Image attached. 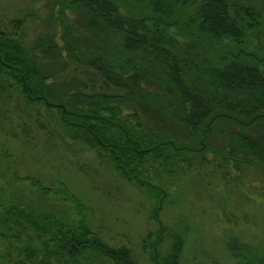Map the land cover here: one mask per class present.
Masks as SVG:
<instances>
[{
    "label": "rangeland",
    "instance_id": "374dc122",
    "mask_svg": "<svg viewBox=\"0 0 264 264\" xmlns=\"http://www.w3.org/2000/svg\"><path fill=\"white\" fill-rule=\"evenodd\" d=\"M248 1L264 14V0ZM87 25V18L78 10L67 9L60 17L54 0H0V32L16 34L37 57L41 71L49 76L55 104L70 89L84 93L104 90L95 81L102 77L65 52L61 58H44L34 49L35 42L53 37L59 47L70 43L99 52L114 50L115 40L102 42ZM178 40L183 53H200L192 40ZM263 42L264 38L257 40L249 34L244 46L251 55H264ZM213 47L222 56L228 48L233 50V44L226 41L213 42ZM204 58L212 59L206 54ZM134 92L150 98L153 108L139 102L132 109L122 106L118 116L123 127L159 130L178 143H195L169 115L176 108L175 93L147 81L136 84ZM133 115L140 126H135ZM237 133L264 138V124L240 127L224 123L211 133L209 150L202 158L190 153L177 160H149L140 169L144 180L166 192L154 217L158 200L146 187L123 176L108 154L88 144L81 131L65 126L57 107L29 104L0 81V203L18 201L65 223L83 219L106 244L128 248L137 264H152L142 239L159 225L184 235L180 264H239L233 253L264 259V167L239 162L240 153H234L238 161H228L215 151L227 148L228 139ZM31 181L47 192L41 193ZM170 243L165 237L158 254L165 255ZM13 247L21 249L22 244L15 241L7 224H0V254L15 257ZM82 258L84 264H111L88 254ZM16 262L62 264L43 253L32 262Z\"/></svg>",
    "mask_w": 264,
    "mask_h": 264
},
{
    "label": "trees",
    "instance_id": "16d2710c",
    "mask_svg": "<svg viewBox=\"0 0 264 264\" xmlns=\"http://www.w3.org/2000/svg\"><path fill=\"white\" fill-rule=\"evenodd\" d=\"M54 3L60 17L67 9L83 12L88 22L86 29L97 39L102 38V42L115 40L111 47L114 50L99 52L70 43L59 47L53 37L36 40L34 49L47 59L61 58L65 52L99 73L102 79L95 81L99 89L103 86L105 89L89 93L70 89L55 104L49 76L41 71L37 57L20 37L4 32H0V81L5 89L18 92L29 104L57 107L65 126L81 131L88 144L108 154L123 176L146 187L158 200L152 211L154 217L166 192L141 176L140 169L149 160H177L190 153L202 158V153L209 150L208 140L215 127L224 123L240 127L264 124V55H251L244 46L249 34L257 40L264 38V14L256 3L248 0H54ZM179 37L192 40L193 46L196 43L200 53H183ZM222 41L233 44V50L228 48L224 56L218 55L213 47V42ZM203 54L212 59L204 58ZM146 81L175 93L176 108L169 115L195 138L194 144L178 143L159 130L146 132L123 127L125 123L118 116L122 106L132 109L139 102L153 108L150 98L134 92L136 84ZM109 87L127 92H113ZM132 120L135 126H140L136 115ZM226 146L215 150L224 159L233 160L234 153H240L239 162L264 167V138L237 133L228 139ZM31 182L41 193L47 192L37 181ZM2 223L8 225L22 247H13L15 257L0 254V264H17L16 260L32 262L40 253L62 264H84L82 257L86 254L111 264H137L128 248L106 244L83 219L65 223L49 213L12 201L0 203ZM165 237L171 243L161 256L157 249ZM183 244L184 235L163 225L142 239L143 250L152 264H180ZM233 254L239 264H264V259Z\"/></svg>",
    "mask_w": 264,
    "mask_h": 264
}]
</instances>
